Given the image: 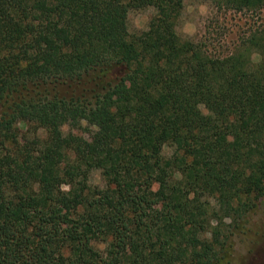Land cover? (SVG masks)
I'll list each match as a JSON object with an SVG mask.
<instances>
[{
    "label": "trees",
    "instance_id": "obj_1",
    "mask_svg": "<svg viewBox=\"0 0 264 264\" xmlns=\"http://www.w3.org/2000/svg\"><path fill=\"white\" fill-rule=\"evenodd\" d=\"M183 1L0 0V264H234L264 235V29L215 56Z\"/></svg>",
    "mask_w": 264,
    "mask_h": 264
},
{
    "label": "rangeland",
    "instance_id": "obj_2",
    "mask_svg": "<svg viewBox=\"0 0 264 264\" xmlns=\"http://www.w3.org/2000/svg\"><path fill=\"white\" fill-rule=\"evenodd\" d=\"M154 9L133 10L128 14V30L135 33L147 29ZM252 26L264 29V8L259 14L249 12H234L219 9L208 0H184L177 33L182 39L201 42L207 51L215 56H224L232 51L237 39L248 32ZM257 60V57H254ZM91 88L90 85L87 86ZM82 86H59L62 94H78ZM65 134L84 133L75 132L68 126L63 128ZM48 168V167H47ZM49 175L50 168L46 169ZM98 171L92 172L91 184L101 185ZM162 179L154 184V188H164ZM250 227L264 224V198L259 202L258 209L252 213ZM264 230V225H263ZM234 264H264V235H252L250 239L243 237L235 239Z\"/></svg>",
    "mask_w": 264,
    "mask_h": 264
}]
</instances>
